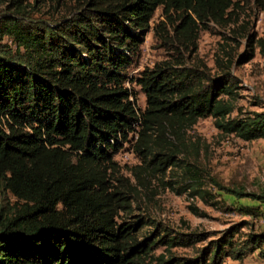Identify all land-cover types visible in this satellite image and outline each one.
<instances>
[{"label": "trees", "instance_id": "obj_1", "mask_svg": "<svg viewBox=\"0 0 264 264\" xmlns=\"http://www.w3.org/2000/svg\"><path fill=\"white\" fill-rule=\"evenodd\" d=\"M158 8L155 33L177 57L133 80L127 71ZM253 8L264 12V0H0V189L15 200L0 204V264H223L241 260L247 246L264 256V236L236 248V227L188 259L170 249L202 236L149 232L154 221L142 216L118 223L120 213L132 216L138 191L114 160L134 136L139 165L130 174L146 188L149 179L164 183L176 171L188 179L197 169L200 145L186 131L200 119L211 117L221 135L264 140V110L234 105L230 73L254 57L256 45L264 57V39L247 36L236 60L232 43L239 46L247 30L233 29L219 44L213 75L185 68L180 53H195L210 24L227 29ZM130 82L145 97L142 111ZM166 184L200 194L189 180ZM220 190L264 205V193ZM160 244L167 255L153 254Z\"/></svg>", "mask_w": 264, "mask_h": 264}, {"label": "rangeland", "instance_id": "obj_2", "mask_svg": "<svg viewBox=\"0 0 264 264\" xmlns=\"http://www.w3.org/2000/svg\"><path fill=\"white\" fill-rule=\"evenodd\" d=\"M161 14L162 10L158 8L140 47L139 58L127 71L128 77L133 80L139 78L143 71L153 69L155 65L163 62H173L177 57L175 47L166 42V39H159L155 33V26L163 20ZM241 26H245L246 35L238 42L239 46L236 43L232 45L235 59H243L248 37L251 36L254 40L264 39V12L255 8L246 10L244 15H240L237 23L227 29L210 24L209 30H201L197 51L191 56L187 52H180L185 59L184 67L203 70L206 74L213 75L214 57L218 53L219 44L223 42L224 36L233 37L232 30ZM166 29L169 32V28ZM3 43L10 45V40L4 38ZM230 73L237 86L234 105L242 113L264 110V57L261 56L259 47L255 46L253 58L241 64H234ZM127 87L133 94L136 108L142 111L145 107V97L140 87L135 82L128 83ZM186 139L189 142H199L197 169L187 175L188 179L179 171L167 175L164 183L158 179H149V185L145 188L138 186L130 174V169L139 165V159L132 150L135 137H129V141L123 145L114 160L118 164L120 175L129 179L130 183L136 186L138 193L133 200L132 216L129 218V215L120 213L118 223L130 222L137 216H142L154 221L146 227L149 232L166 230L169 237L188 234L202 236L191 246H175L170 249L173 256L188 259L198 257L201 250L210 247L213 241L233 227L237 228L233 238L236 248L244 245L251 236H264V205L247 197L236 198L220 190L221 187L238 189L244 194L264 193V140L244 142L233 135H221L211 117L198 120L186 131ZM184 180L195 184L200 190L199 196L190 197L187 192L177 194L166 184H183ZM14 202L8 192L0 189L2 206L12 205ZM190 205L197 207L205 216L191 214ZM249 247L244 250L241 260L226 258L223 264H264V256L258 250H248ZM165 249L166 245L160 244L153 254H165Z\"/></svg>", "mask_w": 264, "mask_h": 264}]
</instances>
